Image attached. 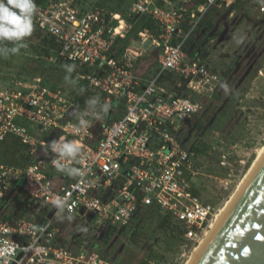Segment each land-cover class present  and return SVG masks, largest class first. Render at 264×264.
I'll return each instance as SVG.
<instances>
[{
	"label": "built area",
	"instance_id": "obj_1",
	"mask_svg": "<svg viewBox=\"0 0 264 264\" xmlns=\"http://www.w3.org/2000/svg\"><path fill=\"white\" fill-rule=\"evenodd\" d=\"M99 1L47 0L37 5L33 23L54 39L57 58L87 70L81 79L103 97L108 118L123 108L119 119L105 116L99 126L84 116L70 119L72 102L63 90L46 86L39 77L0 84V149L7 140H16L33 160L17 167L0 155V205L18 186L32 217L0 218V247L15 245L10 257L0 253L8 264H119L92 250L66 247L52 225L62 209L78 217L93 214L98 224L117 229L128 226L137 212L155 207L177 224L189 249L203 238L218 211L197 196L192 186L194 153L178 142L183 124L201 105L177 93L183 82L193 94L215 92L218 74L187 49L206 13L224 0H124L130 4L128 17L147 16L153 24L133 41L139 46L149 42L155 50L158 68L145 79L134 65L147 51L133 44L120 49L116 41L125 38L130 24ZM258 11L264 16L261 2ZM165 72L180 78L172 90L161 82ZM80 120L85 125L77 133ZM52 130L56 136L49 142L36 137ZM63 140L80 146L81 152L61 158L52 145L62 146ZM56 159L66 165L64 170L55 168ZM72 168L84 176L70 175ZM52 172L58 180L49 178ZM55 197L68 199L58 206L51 203ZM53 207L57 211L48 219Z\"/></svg>",
	"mask_w": 264,
	"mask_h": 264
},
{
	"label": "rangeland",
	"instance_id": "obj_2",
	"mask_svg": "<svg viewBox=\"0 0 264 264\" xmlns=\"http://www.w3.org/2000/svg\"><path fill=\"white\" fill-rule=\"evenodd\" d=\"M259 2L224 0L206 13L187 50L196 46L199 54H205L200 57L218 74L219 84L211 95L193 94L187 89L177 93L201 105L200 111L183 124L178 142L183 150L194 153L196 174L192 186L197 196L216 209L228 199L256 150L264 144V16L258 11ZM108 3L112 7L117 5V13L127 16L130 4L126 1ZM38 32L33 23L31 35L23 41H0V84L11 78L39 77L46 86L63 90L65 98L72 102L70 119L84 116L99 126L105 117V104L99 93L92 92L87 84L81 86L84 69L75 66L69 71L52 51L46 53ZM21 43L27 47H20L13 54L12 47ZM132 44L129 42L127 47ZM133 45L147 51L141 59L150 61L146 74L154 73L158 68L154 48L149 42ZM164 85L172 90L169 83ZM80 99L82 105L78 104ZM36 134L46 141L56 136L53 130ZM5 143L0 149L5 163L22 167L33 161L24 146L11 140ZM46 155L47 151L41 154ZM57 177L54 172L49 175L50 179L58 180ZM24 198L20 189L9 191L0 205V218L10 215L12 219H32L23 205ZM149 211L137 213V218L128 226L117 228L107 240L102 238L107 226L98 224L93 214L78 217L62 209L52 225L58 229L64 245L74 252L92 250L119 264H184L192 248L184 247L179 227L168 217V223L160 225L159 219L165 214L155 207ZM82 228L87 231H81Z\"/></svg>",
	"mask_w": 264,
	"mask_h": 264
},
{
	"label": "water",
	"instance_id": "obj_3",
	"mask_svg": "<svg viewBox=\"0 0 264 264\" xmlns=\"http://www.w3.org/2000/svg\"><path fill=\"white\" fill-rule=\"evenodd\" d=\"M199 264H264V167Z\"/></svg>",
	"mask_w": 264,
	"mask_h": 264
},
{
	"label": "clouds",
	"instance_id": "obj_4",
	"mask_svg": "<svg viewBox=\"0 0 264 264\" xmlns=\"http://www.w3.org/2000/svg\"><path fill=\"white\" fill-rule=\"evenodd\" d=\"M261 4H264V0H260ZM37 12V5L35 0H0V41H23L25 37L31 35L33 31V17ZM20 47H27L26 44L21 43L19 47H12L11 51L13 54L19 52ZM75 67V65H73ZM71 71V68H69ZM108 105H105V110ZM85 125V121L80 120L79 126L75 125V131L77 133L82 129L81 126ZM86 130V128H84ZM62 146L53 144L52 147L59 152L60 157H74L77 153L81 152L80 146L77 144L63 140ZM55 168L58 171L64 170L65 164H62L59 159L53 161ZM70 175L83 177L84 172L77 171V169H70ZM68 197L63 199L55 197L51 203L56 205H62ZM81 231H87L86 228H82ZM15 252V245L9 242L7 245L0 247V253L4 257H10ZM0 264H8L6 259H0Z\"/></svg>",
	"mask_w": 264,
	"mask_h": 264
},
{
	"label": "trees",
	"instance_id": "obj_5",
	"mask_svg": "<svg viewBox=\"0 0 264 264\" xmlns=\"http://www.w3.org/2000/svg\"><path fill=\"white\" fill-rule=\"evenodd\" d=\"M47 0H35V4L36 5H43ZM108 1L110 0H100V4L103 5V6H106L109 8L110 11L112 12H117V5L115 7H112L110 6V4L108 3ZM117 1H120V0H117ZM221 1H218V3H220ZM123 4V3H122ZM126 19L128 20L129 24L131 25L132 28H130L131 30L128 31L127 35L125 36L124 39H118L116 41V43L120 46H122V48L124 47H127V45L129 44V42H133L137 39V33L144 29V28H149L151 29L153 27V24H152V21L147 17V16H138V18H136V16H133V17H128L126 16ZM203 25V23L201 22L200 24V27ZM40 39V42H41V45L43 47H45V50L47 51L46 53H49L50 51L53 52V54L55 55V58L56 60H58L60 63H62L65 67L67 68H71L73 67V65H75L76 67H78L76 64L72 63V62H67V61H63V60H60L59 58H57V52H58V45L55 43L54 39L48 35H42L40 34V32H38V35H37ZM121 48V49H122ZM189 54L190 56L194 57L196 55H199V56H205V54H199L196 50V46L193 47L190 51H189ZM84 69V73L87 72V70L85 68ZM180 78H178L177 76L173 75L172 73L170 72H165L163 75H162V78H161V82L164 83V82H167L169 83V85H171V87L174 85V83L179 80ZM81 86L82 84H86L85 81H81ZM170 87V86H169ZM185 89V83L183 82L182 84V88H180L178 91V93H180L182 90ZM103 98V97H102ZM78 104L79 105H82L83 104V100H79L78 101ZM103 113L105 114V116L107 117L108 116V113H109V110H103ZM123 114V108L122 107H119L117 110L115 111H112L111 112V117L107 119H110V120H114V119H119ZM13 144L15 145H18V141L16 140H11ZM49 142V140H48ZM6 144V143H4ZM20 146H22L21 144H19ZM11 150V149H10ZM9 149H6L5 151H9ZM3 161V159H1ZM4 162V161H3ZM19 189V187H15V188H12V190H17ZM23 205L25 206V198L23 199ZM141 212V211H139ZM137 212V213H139ZM144 213H146V211H142ZM150 212V211H149ZM136 213V214H137ZM148 213V212H147ZM136 214L134 215L133 218H137L136 217ZM168 216L164 215L162 216L160 219H159V224L160 225H166L169 221V219L167 218ZM2 219H7V220H11L12 217L10 215L8 216H3ZM116 231L115 228H112V227H106L105 231H104V234H103V239L104 240H107L111 234H113L114 232ZM104 257V256H103ZM141 264H146V263H141Z\"/></svg>",
	"mask_w": 264,
	"mask_h": 264
},
{
	"label": "bare ground",
	"instance_id": "obj_6",
	"mask_svg": "<svg viewBox=\"0 0 264 264\" xmlns=\"http://www.w3.org/2000/svg\"><path fill=\"white\" fill-rule=\"evenodd\" d=\"M263 167L264 144L256 150L255 157L245 174L239 180L228 199L218 208V211L211 219L212 221L210 222L208 229L205 231L203 238L192 247L184 264L200 263Z\"/></svg>",
	"mask_w": 264,
	"mask_h": 264
},
{
	"label": "crops",
	"instance_id": "obj_7",
	"mask_svg": "<svg viewBox=\"0 0 264 264\" xmlns=\"http://www.w3.org/2000/svg\"><path fill=\"white\" fill-rule=\"evenodd\" d=\"M143 61H146V62L143 63ZM148 62H150V61H148L147 59L146 60L145 59H143V60L139 59L138 61H136L135 65H134L135 66L134 71L136 72V74L140 75L144 79L150 77L149 75H147L148 74L147 71H149V67L147 68ZM145 65H146V67L143 68V66H145Z\"/></svg>",
	"mask_w": 264,
	"mask_h": 264
}]
</instances>
